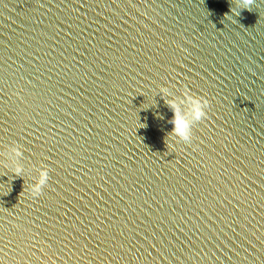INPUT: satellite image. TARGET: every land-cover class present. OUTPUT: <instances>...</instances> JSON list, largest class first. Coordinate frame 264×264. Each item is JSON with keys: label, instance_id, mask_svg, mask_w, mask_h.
Masks as SVG:
<instances>
[{"label": "water", "instance_id": "water-1", "mask_svg": "<svg viewBox=\"0 0 264 264\" xmlns=\"http://www.w3.org/2000/svg\"><path fill=\"white\" fill-rule=\"evenodd\" d=\"M237 3L0 0V264H264V0Z\"/></svg>", "mask_w": 264, "mask_h": 264}, {"label": "clouds", "instance_id": "clouds-1", "mask_svg": "<svg viewBox=\"0 0 264 264\" xmlns=\"http://www.w3.org/2000/svg\"><path fill=\"white\" fill-rule=\"evenodd\" d=\"M254 0H238L237 7L240 9L239 12H236L234 8H231V13L235 15H240L242 11L249 10L251 11V6L253 5ZM226 17L230 15L226 14ZM167 93V89L163 90ZM187 101L192 105L191 107V119H186L184 115L181 114L180 105L176 100L166 101L168 107L173 112V119L170 121L173 124V136H179L186 143L192 141L191 127L193 122H201L207 118V112L205 109L210 108V103L207 99H195L191 96V93L186 90L185 93ZM183 103V101H181ZM16 156H20L19 151L15 152ZM16 177H23L24 169L19 165L15 166L14 171H12ZM49 181V175L47 171L41 173L40 180L31 185V194L33 198L42 195L44 188L47 186Z\"/></svg>", "mask_w": 264, "mask_h": 264}]
</instances>
